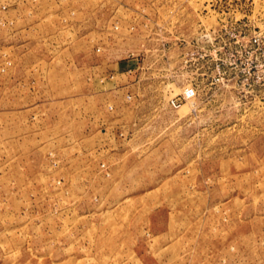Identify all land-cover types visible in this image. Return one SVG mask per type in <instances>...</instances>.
<instances>
[{"label": "rangeland", "instance_id": "obj_1", "mask_svg": "<svg viewBox=\"0 0 264 264\" xmlns=\"http://www.w3.org/2000/svg\"><path fill=\"white\" fill-rule=\"evenodd\" d=\"M111 18L119 58L144 62L138 85L121 89L106 57L87 81L55 69L38 85L50 93L18 100L47 103L34 119L2 93L16 61L0 49V68L13 62L0 70V264H264V0H42L6 29L47 45L29 62L85 40L71 23L100 36ZM152 32L169 41V66ZM186 53L197 64L175 72ZM189 82L196 96L172 108Z\"/></svg>", "mask_w": 264, "mask_h": 264}, {"label": "crops", "instance_id": "obj_2", "mask_svg": "<svg viewBox=\"0 0 264 264\" xmlns=\"http://www.w3.org/2000/svg\"><path fill=\"white\" fill-rule=\"evenodd\" d=\"M87 5V4H86ZM76 22L72 23L69 33L72 36H78L82 35V37L86 38L83 39H76L70 41L71 37L69 36V41L64 44L63 50H67V56H55L51 55L50 53L43 55V58L39 57H33L29 62L25 60V56H27L29 53L32 54L37 49V44L39 43L38 39L34 37L33 35H26L23 32L24 30L21 27H18L17 29L10 30L3 28L0 30V49L9 48L8 52L12 54L14 61H16L15 69L13 70L11 76L5 75L6 78V85L5 88L2 89V93L6 96L11 97V101L13 103L14 99L16 100V106L13 105L10 109H14L16 114L20 113V111L29 110L32 109V116L31 119L35 118V112L36 111H43L45 108V105L47 103H42L40 100H38L36 103H31L29 106L30 108H26L23 105L18 103V100L20 99V96L26 94V95H43L46 93H50L46 87H41L38 85L40 82L42 83L46 77H51L53 70H61L63 69V73L59 74L56 73L54 77H65V78H71V77H80L89 79V75L92 77L94 73L95 67L101 66V68H105L106 66H102V59L104 57L107 58V60L110 59V64L107 65L106 70L112 69L115 72L119 71L120 74H126L127 81L123 84L121 89H126L125 91H128L129 87H135V85H138V81H134L136 78V74L134 72L128 73L126 70L127 68H133L134 67V61L133 59L125 58V60H121L119 58V48L125 44L124 42H120V39H113L108 44L103 39V52L102 54H95L92 52V50L89 49V46L93 47L95 44V37H99L98 34H92L93 31L86 30V27H73ZM82 24V23H80ZM79 24V25H80ZM85 26V25H84ZM29 30L31 26H26ZM28 31V30H27ZM100 37L105 38L106 33L105 32H99ZM102 35V36H101ZM32 36V37H31ZM93 36L94 38L91 40L89 37ZM91 40V41H90ZM43 43V42H42ZM47 47L45 43L41 44ZM55 46L52 44V47ZM90 47V48H91ZM119 47V48H118ZM106 48V49H105ZM7 51V50H6ZM90 51L92 52L90 54ZM92 56H95L94 59H92ZM98 62L96 65H93L94 63ZM57 64V65H56ZM70 69H75L78 73V75L75 72L70 71ZM100 72V71H97ZM111 72V73H115ZM98 74H95V76ZM101 76V75H100ZM8 77H11L9 80ZM72 79V78H71ZM10 101V102H11ZM44 104V106H43ZM28 107V106H27ZM37 107V108H36ZM9 110V108H7Z\"/></svg>", "mask_w": 264, "mask_h": 264}, {"label": "built area", "instance_id": "obj_3", "mask_svg": "<svg viewBox=\"0 0 264 264\" xmlns=\"http://www.w3.org/2000/svg\"><path fill=\"white\" fill-rule=\"evenodd\" d=\"M42 0H5L3 2L0 3V26L4 27V28H13L14 26V20L15 18H21L24 16H30L33 15L37 10H39V6H40V2ZM64 1V0H63ZM58 2V1H57ZM68 15L69 16H74L75 15V8H68L67 10ZM141 12H137V16H141L143 19H146L145 15L146 13L143 12L142 10H140ZM13 13V16H11V14ZM136 18L134 17L132 19V21H130V23L127 25V30L129 32H133L134 29L136 28L137 24L136 23ZM64 21V20H63ZM71 22V21H70ZM68 22V23H70ZM72 24V23H71ZM143 25H146V22L143 23ZM159 31H165L166 28H162L159 27ZM164 29V30H162ZM101 30H104L106 33L105 38L102 37H95L94 40L95 45H94V49L96 52H101L103 50V39L105 42H110L113 39H118L120 38L121 33V24L119 23V20L117 19H112L108 21V24L105 27H102ZM151 34L156 36L155 38V42L154 44L156 45V49L159 50V52L162 54L164 61L162 62L163 65L169 66L173 60L169 59L167 56V53L169 52V41L166 39V37L164 35H160L157 33L152 32ZM209 35V34H207ZM212 40H216V37H213ZM256 42V45H259V43L254 40ZM183 42L187 43H191V44H198L199 42V37L197 36H191V38L186 41L183 37L179 38L176 37L175 42H173V44L175 45H180L183 44ZM225 44V43H224ZM5 59L3 61V63L1 64V73L7 72L13 65V62L11 60V58H9L8 56H4ZM126 58L128 59H133L134 61V67L133 68H128L126 71L128 73L131 72H135L138 71L139 69H142L144 67V62L143 60L139 59L137 57L136 54L134 53H130ZM191 64H197L196 59L193 57V54H191L190 56L186 53V54H182L180 55V57L177 58V62H176V69L175 72L178 73L179 67L182 69L184 66L186 65H191ZM112 74V73H111ZM168 74V73H167ZM105 76L101 75L99 76V79H103ZM109 77H113V75H109ZM139 81L140 79V75L138 74V78ZM196 96V87L192 82H189L187 84H185L184 86H182V90L180 92H178L177 94L173 95L172 97L169 98V105L172 108H177L178 106H180L181 101L184 100H188V99H192ZM127 100H131L133 98V94L131 92H127V94L125 95ZM109 108L111 109L112 106L110 105ZM124 132L120 131L119 132V136H123ZM100 169L101 171H103L105 174H108V166L105 165L104 162L100 163Z\"/></svg>", "mask_w": 264, "mask_h": 264}]
</instances>
